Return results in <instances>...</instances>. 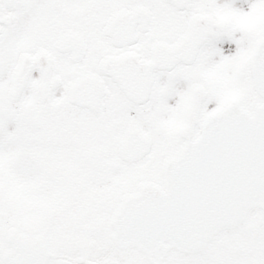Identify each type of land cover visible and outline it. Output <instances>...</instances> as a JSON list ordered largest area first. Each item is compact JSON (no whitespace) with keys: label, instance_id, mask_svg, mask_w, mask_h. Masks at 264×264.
Instances as JSON below:
<instances>
[{"label":"snow or ice","instance_id":"6c2138e0","mask_svg":"<svg viewBox=\"0 0 264 264\" xmlns=\"http://www.w3.org/2000/svg\"><path fill=\"white\" fill-rule=\"evenodd\" d=\"M0 264H264V0H0Z\"/></svg>","mask_w":264,"mask_h":264}]
</instances>
